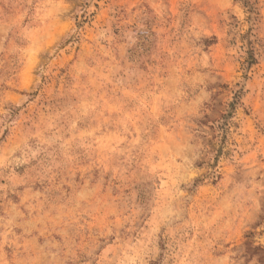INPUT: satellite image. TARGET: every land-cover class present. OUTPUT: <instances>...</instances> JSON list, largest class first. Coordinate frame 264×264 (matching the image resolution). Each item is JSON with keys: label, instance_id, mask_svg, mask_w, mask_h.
<instances>
[{"label": "rangeland", "instance_id": "obj_1", "mask_svg": "<svg viewBox=\"0 0 264 264\" xmlns=\"http://www.w3.org/2000/svg\"><path fill=\"white\" fill-rule=\"evenodd\" d=\"M43 2L0 0V122L7 125L0 136V153L21 141L33 150L35 141H51L41 146L48 154V166L55 165L54 175L52 179L0 190V202L18 204L23 195H28L33 203L44 201L45 209L62 208L72 185H108L120 177L115 183L128 185L125 196L134 192L136 205L147 208L156 199L158 189L161 195L166 194L168 160L163 151L164 136L172 134L176 110L169 100V77L174 73L156 58L159 37L155 27L165 26L163 21L154 15L152 0H109L112 11L108 15L113 17L110 31L104 30L109 28L107 24L97 27L99 2L66 0L69 9L54 13L51 19L39 10ZM164 4L171 7V0H164ZM258 5L259 0H241V6L256 17ZM129 7L133 12L142 10L144 26L136 31L128 47L117 51L112 37L121 35L117 24L127 18ZM178 11L187 17L185 9ZM165 19L171 23L170 18ZM224 23L229 24L230 35L239 26L234 15L221 21ZM251 31L249 28L240 37L247 40L245 56L240 61L244 69L242 81L219 76L217 83L209 86V91L216 90L197 121L201 140L210 152H216L217 161L232 132L241 127V116L252 120L254 129L264 135V120L257 111L259 100L245 103L252 93L249 84L255 87L260 74L256 53L264 48L259 38L256 44L260 48L254 47L249 38ZM219 42L214 34L202 38L205 52ZM230 43H235V37ZM14 155L21 157L19 151ZM198 166L202 167L203 162ZM26 168L24 164L16 165L14 171L23 176ZM0 184L10 182L0 180ZM117 207L122 210V204ZM66 210L67 218L72 220L67 227L69 244L72 240L87 242L95 227L94 217L71 206ZM262 225L264 214L226 245L243 264H264ZM159 246L165 248L163 240ZM89 251L91 255L78 253L77 264H96L99 251Z\"/></svg>", "mask_w": 264, "mask_h": 264}, {"label": "clouds", "instance_id": "obj_2", "mask_svg": "<svg viewBox=\"0 0 264 264\" xmlns=\"http://www.w3.org/2000/svg\"><path fill=\"white\" fill-rule=\"evenodd\" d=\"M93 2L101 4L97 27L107 24L109 28L104 30L110 31L113 17L108 15L112 11L109 0ZM69 7L66 0H44L39 10L51 19L54 13ZM152 7L165 25L155 27L159 37L156 58L174 73L169 77V100L176 109L174 127L171 135L164 136L163 149L168 160L166 194L161 195L158 189L156 199L147 208L140 207L134 192L125 196L128 185L115 183L121 179L115 177L108 185H72L62 208L45 209L44 201L33 203L28 195H23L18 204L4 200L0 202V264H77L78 253L91 255L89 249L99 251L96 264H243L226 245L264 214V135L254 129L252 120L241 116V127L232 132L217 161L216 152H210L201 140L197 121L216 90L209 91V86L216 84L219 76L242 81L240 61L247 40L240 37L251 28L249 38L254 47L260 48L257 38L264 43V0H259L258 17L243 8L241 0H171V7L164 0H152ZM178 8L185 9L187 17ZM141 11L133 12L129 7L127 18L119 20L121 35L112 37L115 50L128 47L136 31L144 26ZM233 15L239 26L230 35L229 24L221 21ZM250 15L254 16L252 20L248 19ZM166 17L171 19L170 24ZM211 34L220 42L205 52L202 38ZM262 52L264 48L256 53L260 74L255 87L249 84L252 93L245 103L258 99L257 111L264 120ZM5 127L0 122V136ZM46 143L51 141H35L33 150L21 141L0 153V180L10 182L0 184V190L52 179L55 165L48 166V154L41 146ZM17 151L21 153L19 158L14 155ZM201 162L202 167L198 166ZM20 164L27 165L23 176L14 171ZM118 204H122V210ZM69 206L94 217L95 227L87 242L72 240L69 244ZM161 240L164 249L159 246Z\"/></svg>", "mask_w": 264, "mask_h": 264}]
</instances>
